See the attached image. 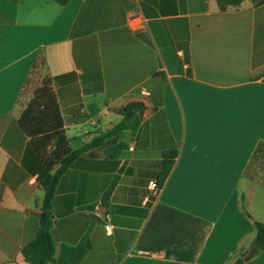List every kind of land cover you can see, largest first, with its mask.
<instances>
[{"label":"crops","instance_id":"obj_1","mask_svg":"<svg viewBox=\"0 0 264 264\" xmlns=\"http://www.w3.org/2000/svg\"><path fill=\"white\" fill-rule=\"evenodd\" d=\"M68 74L85 118L66 125L72 149L113 129L130 103L146 109L136 134L86 152L62 177L56 259L62 244L87 234L80 264H234L255 250L247 214L264 222V4L221 11L217 0H0V264H29L22 250L36 238L54 175L17 122L45 78ZM118 144L127 147L109 156ZM173 150L156 193L150 182ZM161 206L183 215L170 222ZM194 244L192 261L173 253ZM247 264H264V252Z\"/></svg>","mask_w":264,"mask_h":264},{"label":"trees","instance_id":"obj_2","mask_svg":"<svg viewBox=\"0 0 264 264\" xmlns=\"http://www.w3.org/2000/svg\"><path fill=\"white\" fill-rule=\"evenodd\" d=\"M71 0H56L61 6H66ZM246 0H217L221 11L228 8H237ZM254 6L259 7L264 4V0H250ZM148 14V13H147ZM160 77L163 74H157ZM69 85V86H66ZM81 97L77 78L75 74H68L59 77H48L42 81L34 93V96L23 111L17 122V127L24 139L29 142L40 159L42 165L48 173L54 172L49 178L45 190V198L40 216V226L35 240L29 243L22 250V254L29 264H80L91 249L89 234L85 235L78 244H62L60 256L56 259L57 242L54 238V215L53 202L62 177L68 172L71 166L86 152L104 145L107 141L117 136L123 131H131L136 134L142 122L145 112V104L133 102L118 113L122 116V121L113 129L94 139L92 142L83 145L78 149H72L67 137L66 125L68 123H78L83 121V114L80 113ZM78 105V108L70 109V105ZM126 144H118L108 150L109 156L119 157L121 152L126 149ZM178 152H164L162 156V172L158 177V188L164 186L172 168L175 164ZM116 180L103 196V202L108 204L115 187ZM1 192V186H0ZM93 208V207H89ZM243 210L244 206H243ZM169 212L168 220L175 221L176 215H183L181 212L161 206L158 215ZM249 219L255 223L257 235L251 248L256 252H264V222L253 219L247 214ZM154 245H165L166 241H157ZM194 244L186 250L184 255L173 252L177 258L184 261H192L197 253ZM177 251V250H176ZM243 253L234 264H247L251 259H244ZM173 255V254H172Z\"/></svg>","mask_w":264,"mask_h":264},{"label":"built area","instance_id":"obj_3","mask_svg":"<svg viewBox=\"0 0 264 264\" xmlns=\"http://www.w3.org/2000/svg\"><path fill=\"white\" fill-rule=\"evenodd\" d=\"M159 186H158V183L156 182V181H151L150 182V188L152 189V190H154V192H159V188H158ZM106 229H107V231L109 232L110 230H111V226L110 225H107L106 226Z\"/></svg>","mask_w":264,"mask_h":264},{"label":"water","instance_id":"obj_4","mask_svg":"<svg viewBox=\"0 0 264 264\" xmlns=\"http://www.w3.org/2000/svg\"><path fill=\"white\" fill-rule=\"evenodd\" d=\"M254 254H255V250L249 251L248 253L244 255V259H248L252 257Z\"/></svg>","mask_w":264,"mask_h":264},{"label":"rangeland","instance_id":"obj_5","mask_svg":"<svg viewBox=\"0 0 264 264\" xmlns=\"http://www.w3.org/2000/svg\"><path fill=\"white\" fill-rule=\"evenodd\" d=\"M107 127H108V124L107 123H104L102 128L103 129H106ZM259 153H260V151H259ZM258 157H260V154H258Z\"/></svg>","mask_w":264,"mask_h":264}]
</instances>
